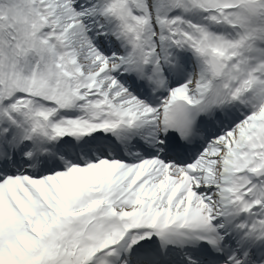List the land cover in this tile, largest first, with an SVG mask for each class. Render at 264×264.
<instances>
[{"label":"snow or ice","instance_id":"obj_1","mask_svg":"<svg viewBox=\"0 0 264 264\" xmlns=\"http://www.w3.org/2000/svg\"><path fill=\"white\" fill-rule=\"evenodd\" d=\"M0 264H264V0H0Z\"/></svg>","mask_w":264,"mask_h":264}]
</instances>
